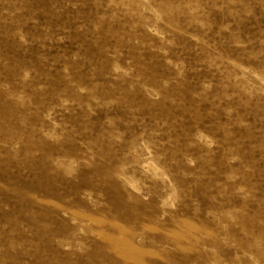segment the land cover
<instances>
[{"label":"rangeland","instance_id":"rangeland-1","mask_svg":"<svg viewBox=\"0 0 264 264\" xmlns=\"http://www.w3.org/2000/svg\"><path fill=\"white\" fill-rule=\"evenodd\" d=\"M0 264H264V0H0Z\"/></svg>","mask_w":264,"mask_h":264}]
</instances>
